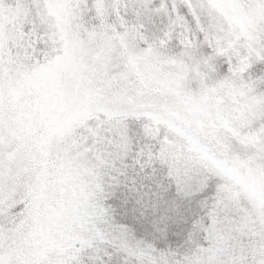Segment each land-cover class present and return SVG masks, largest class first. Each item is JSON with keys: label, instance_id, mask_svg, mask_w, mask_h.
Here are the masks:
<instances>
[{"label": "snow or ice", "instance_id": "6c2138e0", "mask_svg": "<svg viewBox=\"0 0 264 264\" xmlns=\"http://www.w3.org/2000/svg\"><path fill=\"white\" fill-rule=\"evenodd\" d=\"M0 264H264V0H0Z\"/></svg>", "mask_w": 264, "mask_h": 264}]
</instances>
